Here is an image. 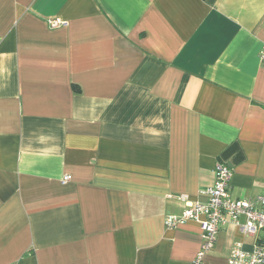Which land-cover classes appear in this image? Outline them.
Listing matches in <instances>:
<instances>
[{"label":"crops","instance_id":"obj_1","mask_svg":"<svg viewBox=\"0 0 264 264\" xmlns=\"http://www.w3.org/2000/svg\"><path fill=\"white\" fill-rule=\"evenodd\" d=\"M263 42L264 0H0V264H194L179 196L264 193Z\"/></svg>","mask_w":264,"mask_h":264},{"label":"built area","instance_id":"obj_2","mask_svg":"<svg viewBox=\"0 0 264 264\" xmlns=\"http://www.w3.org/2000/svg\"><path fill=\"white\" fill-rule=\"evenodd\" d=\"M59 24L58 20L50 23L52 27ZM258 58L260 66L264 68V42ZM213 173L214 182L207 190V201H189L184 195H180L184 207L179 214L165 215V226L175 228L187 221H195L201 230V240L193 262L207 264L205 256L214 247L221 226L226 223L236 224L243 236H255V240L250 249L244 248L241 241L235 242L226 264H264V193L253 200L234 197L230 192L231 168L225 163L217 162ZM69 178L66 175L63 181Z\"/></svg>","mask_w":264,"mask_h":264}]
</instances>
